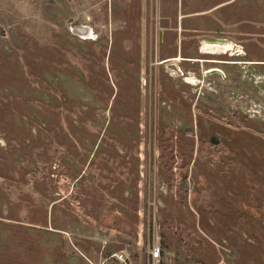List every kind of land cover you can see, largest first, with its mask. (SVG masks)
I'll return each instance as SVG.
<instances>
[{
    "label": "rangeland",
    "instance_id": "374dc122",
    "mask_svg": "<svg viewBox=\"0 0 264 264\" xmlns=\"http://www.w3.org/2000/svg\"><path fill=\"white\" fill-rule=\"evenodd\" d=\"M0 251L264 264V0H0Z\"/></svg>",
    "mask_w": 264,
    "mask_h": 264
},
{
    "label": "bare ground",
    "instance_id": "6f19581e",
    "mask_svg": "<svg viewBox=\"0 0 264 264\" xmlns=\"http://www.w3.org/2000/svg\"><path fill=\"white\" fill-rule=\"evenodd\" d=\"M203 49L201 48V50L205 53V52H209L212 54H217L218 52H227L229 51V49L231 50L232 48V43L227 41V40H223V39H217V40H205L203 43ZM217 69V68H215ZM210 71V70H208ZM206 74H212V72H206ZM192 83H195L197 81H193V80H189ZM199 82V81H198Z\"/></svg>",
    "mask_w": 264,
    "mask_h": 264
},
{
    "label": "built area",
    "instance_id": "2783aa9c",
    "mask_svg": "<svg viewBox=\"0 0 264 264\" xmlns=\"http://www.w3.org/2000/svg\"><path fill=\"white\" fill-rule=\"evenodd\" d=\"M149 255L153 260H158L161 255V247L159 245V242L152 243L149 247ZM116 257L119 260H124V254L122 252L116 254Z\"/></svg>",
    "mask_w": 264,
    "mask_h": 264
},
{
    "label": "crops",
    "instance_id": "0c3cea01",
    "mask_svg": "<svg viewBox=\"0 0 264 264\" xmlns=\"http://www.w3.org/2000/svg\"><path fill=\"white\" fill-rule=\"evenodd\" d=\"M11 230L12 229H9L8 231H7V234H9V232L11 233ZM11 248V247H10ZM12 252H6V251H4V252H2V251H0V264H6V263H8V262H11V258H12V254H11ZM7 254H11V255H7ZM14 257V256H13ZM15 258V257H14ZM13 259V258H12ZM27 260V258H24V260Z\"/></svg>",
    "mask_w": 264,
    "mask_h": 264
},
{
    "label": "water",
    "instance_id": "95a60500",
    "mask_svg": "<svg viewBox=\"0 0 264 264\" xmlns=\"http://www.w3.org/2000/svg\"><path fill=\"white\" fill-rule=\"evenodd\" d=\"M207 72H212V73L219 72V73H222L221 70H219V69H215V68H212L210 71H207Z\"/></svg>",
    "mask_w": 264,
    "mask_h": 264
},
{
    "label": "flooded vegetation",
    "instance_id": "af4514ba",
    "mask_svg": "<svg viewBox=\"0 0 264 264\" xmlns=\"http://www.w3.org/2000/svg\"><path fill=\"white\" fill-rule=\"evenodd\" d=\"M217 40V39H216ZM190 78H188V81H189ZM196 80V79H195Z\"/></svg>",
    "mask_w": 264,
    "mask_h": 264
}]
</instances>
